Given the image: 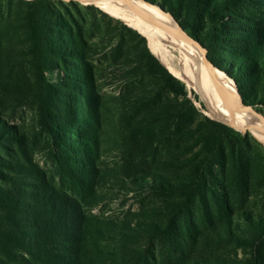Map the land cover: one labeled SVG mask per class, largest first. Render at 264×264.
I'll return each instance as SVG.
<instances>
[{
	"label": "trees",
	"instance_id": "trees-1",
	"mask_svg": "<svg viewBox=\"0 0 264 264\" xmlns=\"http://www.w3.org/2000/svg\"><path fill=\"white\" fill-rule=\"evenodd\" d=\"M149 1L161 4L193 38L201 42L213 64L223 60L222 51L244 68L257 69V64L264 60V53L255 45L257 39L264 37V22L257 23L249 17L245 21L246 17L239 11L245 0ZM70 2L72 6L63 0H0V42L10 40L7 47L0 46L1 79L6 81L11 93L16 92L14 81H10L11 74L17 77L39 68L44 81L41 93H31L29 101L23 93L12 95L9 100L16 104L34 102L39 105L41 126L46 132L45 144L51 148L59 166L64 168L73 163L74 169L70 171L75 179L72 192L49 185L45 172L33 163L32 151L36 143L29 141V136L18 124H9L0 112V230L3 227L11 230L2 234L16 240L2 238L7 241L5 247L22 248L24 253L16 252L22 264H98L91 255L93 250L88 248L89 239L94 237L101 243L108 237L113 239L110 245L117 248L121 233L114 225L117 222L86 210L83 199L93 195L91 185L108 189L111 179L116 178L126 185L140 186L149 202L154 201L155 207L168 210L161 221L147 223L150 231L144 235L148 246L143 253L146 264H232L225 257L213 255L211 246L208 248L212 241H206L210 238H220L251 249L250 256L234 264H264V215L248 203V194L254 184H240L229 175L227 162L234 161L235 151L229 157H223L221 151L214 152L210 147L205 151L209 138L216 137L223 140V144L235 145L244 136L226 123L209 117L197 128L191 123L188 125L198 129L197 133L191 132L189 127L184 131L178 129L185 122L183 113L169 112L167 100L161 96L165 88L175 95H187V88L150 51L142 36H138L132 51L115 61L127 76L130 74L131 82L115 98L117 102L113 107L118 111L120 118L116 119L123 128L119 139L128 145L130 151L138 153L124 156L113 167H100L98 133L107 118L108 107L104 94L95 93L96 99L89 95V52L83 31L89 12H79L76 3ZM237 34L251 43L248 58L251 62L239 61L246 55L230 44ZM25 35L28 37L23 41ZM217 42L222 44L218 50L220 43ZM212 50H217L216 56L211 54ZM48 62L51 63L48 67L63 71L53 83L43 74ZM130 64L134 67L131 68ZM112 65L118 67L116 63ZM223 68L239 85L240 78L234 70L225 65ZM134 69L145 72L143 78H148L138 90L134 89L138 84H133L138 75L129 72ZM130 90L137 93L138 98L128 104ZM240 92L244 97L241 89ZM244 102L264 113V108L257 106H264V103L254 104L246 99ZM139 103L141 105L135 107ZM91 124L96 127L89 135ZM174 125L177 129H173ZM163 138L200 145L204 154L189 149L177 177L170 173L169 176L152 175L156 169L152 165L155 160L147 154L141 156L139 152L152 146L153 140ZM169 162V159L159 161L163 164ZM26 163L32 166L29 173L36 170L35 179L41 180L30 183L32 190L29 194L28 188L22 189V178L27 177ZM76 188L79 194L75 193ZM26 196L32 201L29 205L30 226L34 235L21 238L18 233L13 234L14 230H23L20 201ZM201 211L205 213L204 221L199 218ZM214 217H217L216 221ZM127 218L125 215L119 220ZM222 218L227 219L223 221ZM134 227L138 228L136 223ZM95 247H98L99 254H103L101 245ZM0 264L8 263L1 257ZM14 264L19 263L15 261Z\"/></svg>",
	"mask_w": 264,
	"mask_h": 264
},
{
	"label": "rangeland",
	"instance_id": "rangeland-1",
	"mask_svg": "<svg viewBox=\"0 0 264 264\" xmlns=\"http://www.w3.org/2000/svg\"><path fill=\"white\" fill-rule=\"evenodd\" d=\"M63 1L72 6L70 1ZM73 1L76 3V7L79 12H89L88 22H85L83 28L87 39L86 46L89 52V64L87 65L90 75L89 95L96 99L95 93L104 94L106 100L105 105L108 107V110H106L108 112L107 118L104 122H102L101 133H98L101 146L100 167L105 169V167L115 166L116 163H119L124 156H129L131 154L136 155V153H138L136 151H130L128 145L123 144V140L119 139L123 132V128L118 122L120 118V116H118V111L116 112V108L113 107L117 102L115 98L125 90L131 80L129 79L130 74L127 76L126 72L122 71L118 62L115 61L121 60L125 57V55L132 51V49L135 48V42L138 41V36H142L145 38L150 51L159 58L160 62L169 71L171 70L150 46L149 39L145 37L146 35L143 32L144 29L142 30L136 24L130 22L122 14L112 12L107 6H101L95 1ZM155 1L156 3L163 2L162 0ZM1 7L2 6L0 5V9ZM239 11L243 13V17H246L245 21H247V17H249L254 19L257 23L264 22V0H245L241 3ZM258 26L262 29L260 24H258ZM153 28L155 29V25L152 26V29ZM139 30L145 36L140 33ZM169 34L173 37L170 31ZM27 37L28 35H25V39L22 40L26 41ZM242 37L243 35L237 34L236 38H232L233 40H231L230 44H232L235 49L241 50V53L246 55L245 58H242L243 60L239 61H242L243 63L251 62V59H248L251 54V43L247 41L246 38ZM121 42L124 43L121 45ZM9 43L10 40L8 41V39H2L0 46L7 47L6 44L8 45ZM255 45L258 47L260 52L264 53L263 36L256 40ZM221 46L222 44L220 43L219 46H217V50L218 47L221 48ZM168 49L175 54L176 59L179 61L177 49H173L171 47ZM217 50H212L211 54L216 56ZM6 52H8V50ZM198 52L203 54L202 51ZM220 55L224 61L218 60L219 62L217 65L213 64L214 68L220 69L221 72L224 71L225 73H223L226 76H229V74L223 68L224 65L230 70H234V73L240 78V84L237 85L232 77L231 79L234 80L233 82L236 86L238 94L241 96V100L244 101V99H246L247 102H252L254 104L258 102L264 103V60L257 64V69L254 67L244 68L239 64V62L230 59L225 52L222 51ZM113 63H116L118 67H114L115 65H112ZM50 64V62L47 63V68L43 71V74H45L47 81L53 83L58 81L63 71L59 68L48 67ZM208 64L212 66V64ZM130 67L133 68V64H130ZM34 70L35 71L31 74H20L17 77H13L11 74L10 81H14L13 85L16 87V92L12 93L8 91L6 81H3L0 77V112H2L8 119L6 121L9 124H18L29 136V141H34L36 143L33 147L34 150L32 151V158L34 159L33 163L39 168H42L45 172L49 185H53L61 191L68 192L69 190L72 192L71 189L75 187V179L70 171L71 169H74L73 163H69L63 168L62 166H59L53 158L51 148L45 144L46 132L41 126L39 105L34 102L16 104L14 101L9 100L12 95L23 93L27 95V101H29V95L31 93H35V95L41 93L44 85L41 73L42 70L39 68ZM131 71L132 73L136 72L138 75V77H135L133 80V84H138L134 87V89L138 90L140 89V86L146 84L148 78H143L146 77L145 72L137 71L135 69L130 70L129 72ZM177 78L179 77L177 76ZM180 80L187 88V95H175L172 92L170 93L165 88V93L161 96V98L167 100L166 105L168 106L169 112L183 113L182 118L185 119V122L183 125H180L178 129L184 131L187 129L186 127H189L188 125L190 123L194 128H197L199 127V123H201L202 120H205L206 117L218 120L210 115L211 112L226 120H235L240 122V117L233 111L232 108L229 107L226 99L222 95L204 94L210 108L208 109L206 103L195 87L188 86L185 81L182 79ZM240 89L244 93V97L242 96ZM136 90H134V92ZM137 95V93H129V100L126 103L129 104L133 100L137 99ZM140 105L141 103L135 107H139ZM257 106L264 108L262 104H258ZM86 110L88 111L87 108ZM252 111L260 119V121L264 123V119H261L256 111ZM95 127L96 126L94 124L90 125L89 135H91ZM173 129H177L176 125H174ZM189 129L193 133H197L196 131L198 130L190 127ZM240 132L244 137L235 145H226V143L223 144V140H217L216 137L207 139L208 141L205 151H207V148L210 147L214 152L218 153V151H221L223 157H229L230 153L235 151L234 161L227 162L229 175L234 177L240 184H245L246 182L254 184V187L252 188L253 190L251 189L252 191L248 194V203L252 209L264 215V145L256 139V137H254L252 132ZM164 135L166 136V131H164ZM165 139L166 138H163V141L153 140V144H151L152 146L147 147L144 151L141 149L139 152L141 156L147 154L150 159L155 160L152 165L156 169L152 172V175L169 176L172 174L177 177L181 174L180 171L183 163L182 159L184 158V155L188 153L187 151L189 149L199 150L201 155L204 154V151L202 150L203 148L200 145H188L189 143L183 140ZM225 150L226 152H223ZM2 152L4 153V150H2ZM161 159H169L171 162L166 164L159 163ZM24 168L27 170V177L22 178V181L24 182L22 189L28 188L26 191L29 194V191L32 190V184L30 183H39L41 180L37 181V179H35L37 177L36 170H34L33 173H29V170L32 168L29 163H26ZM96 176H98V172L96 173ZM1 181L2 180L0 178V182ZM109 186L111 187L108 189H102L96 184L93 186L91 185V187L89 186L93 191L92 193L94 196L89 195L87 198L83 199V203L85 209L90 213L94 215H102L103 217L111 219V221L117 222L114 225L118 227L121 233V238L120 240L118 239L119 246L117 248L111 246L110 244L113 241L111 238L106 237L107 240L100 243L93 237L92 240L89 239L88 247L93 250L91 255L95 257L98 264H146L143 253L146 251L148 246L146 245V236H144L150 231L147 223L153 222L154 220L161 221L163 219V214L166 213L167 215L168 210L165 208L164 211L162 208L159 209V207H155L154 201L149 202V200L146 199L145 191L140 186H134L131 184L126 185L122 181H118L116 178L111 179ZM94 187L95 189H93ZM77 190L78 189L76 188L75 193L79 194ZM20 202L23 211V221H20V223H23L21 224V228L23 230H19V232L14 230L15 234L13 235L15 236L18 233L21 238L33 236L34 229L30 226L31 210L29 208L32 201L28 196H26ZM155 209H157L156 212H152ZM215 213L216 211H214V215ZM125 215H128V218L120 221L119 219ZM199 218L201 221L205 220L204 211H201ZM222 219L225 221L227 218L225 220L224 218ZM213 220L216 221L217 217H214ZM135 223L138 228L134 227ZM3 231L4 233L7 231L6 227H3L2 230H0V258L3 257L8 264H14L15 261L22 264V262L19 261L18 254L16 252L21 251L24 253L23 249L20 247L6 248L5 245L7 241H4L6 240L5 238H9L12 241L16 240L7 235L5 236L4 233L2 234ZM9 231L11 230H8L7 234ZM2 238H4V240H2ZM206 241H212L208 244V248L211 246L210 249L214 252L213 255L225 257V259L232 264L250 256L249 252L251 249L246 248L243 245H235L232 242H224L226 240L220 238H210ZM96 245H101L103 248V254L98 253V247L96 248ZM228 261L227 263H229Z\"/></svg>",
	"mask_w": 264,
	"mask_h": 264
},
{
	"label": "bare ground",
	"instance_id": "bare-ground-1",
	"mask_svg": "<svg viewBox=\"0 0 264 264\" xmlns=\"http://www.w3.org/2000/svg\"><path fill=\"white\" fill-rule=\"evenodd\" d=\"M101 6H107L112 12L122 14L130 22L140 27L149 39L150 46L155 53L166 63L169 69L180 79L185 81L188 86L195 87L206 103L204 94L222 95L230 108L238 114L240 122L226 120L211 112V116L218 118L234 128L247 132H252L254 137L264 145V132L258 127L264 128V123L255 115L252 109L245 107L241 96L236 90L233 78L226 76L220 69L210 66L204 61L203 54L195 44L182 38L177 32L165 31L157 26L152 29V24L144 21L132 10L131 5L135 6L164 24L180 31V27L171 15L157 5H150L143 0H93ZM177 49L179 61L175 54L168 48ZM202 66V70H201Z\"/></svg>",
	"mask_w": 264,
	"mask_h": 264
},
{
	"label": "water",
	"instance_id": "water-1",
	"mask_svg": "<svg viewBox=\"0 0 264 264\" xmlns=\"http://www.w3.org/2000/svg\"><path fill=\"white\" fill-rule=\"evenodd\" d=\"M67 1H73V0H67ZM79 1H83V2H94L93 0H79ZM143 1H146V2H149V4L150 5H157V6H159L158 4H155V3H153V2H151V1H149V0H143ZM161 9H163L164 11H167L165 8H163V7H161V6H159ZM131 8H132V10L138 15V17H140L141 19H143L144 21H146V22H149V23H151V24H153V25H155V26H157V27H159V28H161V29H163V30H165V31H171L172 33L173 32H177L182 38H184V39H186V40H188V41H190V42H192L193 44H195L202 52H203V58H204V61L205 62H207V63H210V64H212L213 65V63L210 61V59H209V57H208V50H207V48L201 43V42H199L197 39H195V38H193L183 27H182V25L180 24V22L179 21H177L175 18H174V16L170 13V12H168L170 15H171V17L175 20V22L178 24V26L180 27V31H178V30H176V29H173L172 27H170V26H168V25H166V24H164L163 22H161V21H159V20H157V19H155L154 17H152L151 15H149L147 12H145V11H143V10H141V9H139V8H137V7H135V6H132L131 5ZM139 32L140 33H142L140 30H139ZM143 34V33H142ZM144 35V34H143ZM145 36V35H144ZM146 37V36H145ZM150 47V46H149ZM175 75V74H174ZM176 76V75H175ZM177 77V76H176ZM244 102V101H243ZM244 105H245V107L246 108H248V109H252V110H254V111H256L258 114H259V116L261 117V119H264V113L263 112H261L260 110H258V109H256L254 106H252V105H249V104H246L245 102H244ZM218 119V118H217ZM218 120H220V119H218ZM220 121H222V120H220ZM222 122H224V121H222ZM224 123H226V122H224ZM227 124V123H226ZM227 125H229V124H227ZM229 126H231V125H229ZM231 127H233V126H231ZM234 128V127H233ZM236 129V128H235ZM258 129L260 130V131H262V132H264V128H262V127H258ZM238 130V129H237ZM240 131V130H239ZM244 132L246 133L247 132V129H244Z\"/></svg>",
	"mask_w": 264,
	"mask_h": 264
}]
</instances>
